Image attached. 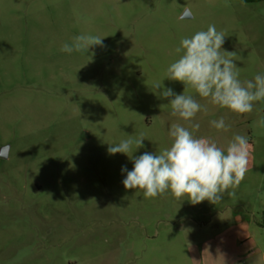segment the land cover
<instances>
[{
  "label": "rangeland",
  "instance_id": "374dc122",
  "mask_svg": "<svg viewBox=\"0 0 264 264\" xmlns=\"http://www.w3.org/2000/svg\"><path fill=\"white\" fill-rule=\"evenodd\" d=\"M209 25L241 81L264 75V0H0V264H264V101L238 115L165 75L180 40ZM81 34L102 45L60 50ZM168 88L207 107L197 137H248L234 196L192 205L125 189L131 155L188 126ZM220 118L228 131L211 126ZM140 134L130 157L108 153Z\"/></svg>",
  "mask_w": 264,
  "mask_h": 264
},
{
  "label": "clouds",
  "instance_id": "9594fccd",
  "mask_svg": "<svg viewBox=\"0 0 264 264\" xmlns=\"http://www.w3.org/2000/svg\"><path fill=\"white\" fill-rule=\"evenodd\" d=\"M104 38V37H103ZM102 37L81 34L64 43L61 51L66 53L85 52L93 46L102 45ZM223 31L215 25L200 30L191 37H183L174 51L178 58L166 69L167 79L182 82L199 97L212 105L226 108L238 115L251 113L255 102L264 101V75L257 74L253 80L241 81L240 68L234 63V52L222 50L225 42ZM156 88H161L158 83ZM175 94L171 88L161 92L169 99L171 116L188 124H171L168 136L170 147L157 154L145 152L138 157L129 153L143 147V134L136 139L128 138L118 144H110L109 154L123 153L133 158L131 171L122 168L127 175L122 181L125 189L143 192L146 199L168 194L180 200L187 197L192 205L205 200L212 204L222 201L225 194L234 196L243 181L249 164V139L246 135H233L226 148L208 136L197 137L200 124L192 123L197 113L207 112L192 95ZM216 130L228 131L230 125L224 118L213 120ZM191 129V130H190ZM231 189V191H229ZM82 202V201H81Z\"/></svg>",
  "mask_w": 264,
  "mask_h": 264
},
{
  "label": "water",
  "instance_id": "95a60500",
  "mask_svg": "<svg viewBox=\"0 0 264 264\" xmlns=\"http://www.w3.org/2000/svg\"><path fill=\"white\" fill-rule=\"evenodd\" d=\"M184 17H186V14L184 15ZM6 151H7L6 148H3V149H2L1 157H5V156H6Z\"/></svg>",
  "mask_w": 264,
  "mask_h": 264
}]
</instances>
